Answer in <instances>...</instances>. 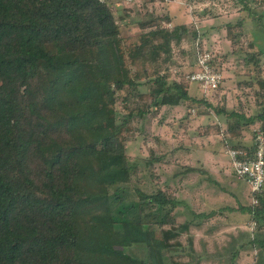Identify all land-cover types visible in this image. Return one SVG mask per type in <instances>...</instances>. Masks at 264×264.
Here are the masks:
<instances>
[{"label":"trees","instance_id":"trees-1","mask_svg":"<svg viewBox=\"0 0 264 264\" xmlns=\"http://www.w3.org/2000/svg\"><path fill=\"white\" fill-rule=\"evenodd\" d=\"M166 22L141 21L138 41L124 44L106 0H0V264H166L164 248L185 250L179 202L139 187L127 151L135 117L149 106L139 99L157 109L197 100L185 75L170 83L158 69L187 31ZM145 79L150 95L140 91ZM119 99L128 109L120 120ZM217 113L235 117L233 134L256 118L264 128V110ZM251 213L258 221L264 199ZM135 243L149 247V261L123 255Z\"/></svg>","mask_w":264,"mask_h":264},{"label":"rangeland","instance_id":"rangeland-1","mask_svg":"<svg viewBox=\"0 0 264 264\" xmlns=\"http://www.w3.org/2000/svg\"><path fill=\"white\" fill-rule=\"evenodd\" d=\"M106 1L116 14L124 44L138 41L137 35L143 31L141 21L171 17L170 11L177 17H171L165 26H186L182 40L172 42L171 59H162L158 65L170 83L194 70L198 43L215 54L216 67L224 77L220 88L209 94L193 85L191 98L197 100L183 101L177 107L157 109L152 99L145 98L136 102L149 105L135 117V130L129 132L132 137L127 142L128 155L139 165V187L148 192L166 191L179 202L173 211L176 226L189 223L179 237L185 250L180 253L164 248L165 263L242 264L241 255L250 254L258 264L259 258L264 259V213L258 221L253 218L250 186L234 173L227 152L231 146L253 145L255 129L262 123L257 118L242 123L233 134L228 124L235 117L229 120L217 109L247 118L264 110V0ZM141 85L140 91L152 94L149 80ZM134 105L130 101L129 109ZM116 112L119 120L128 114L120 99ZM150 158L154 159L151 166L145 161ZM206 168H222L230 176L218 185L199 182L207 178L199 175L200 169ZM146 228L160 234L157 226ZM122 251L123 255L150 260L145 243Z\"/></svg>","mask_w":264,"mask_h":264},{"label":"built area","instance_id":"built-area-1","mask_svg":"<svg viewBox=\"0 0 264 264\" xmlns=\"http://www.w3.org/2000/svg\"><path fill=\"white\" fill-rule=\"evenodd\" d=\"M105 1V0H104ZM196 65L185 78L196 84L204 93L216 91L223 83V74L216 67V56L208 50L197 49ZM253 149L229 147L228 156L234 173L246 180L250 186L251 205L256 206L264 199V128L254 133Z\"/></svg>","mask_w":264,"mask_h":264},{"label":"crops","instance_id":"crops-1","mask_svg":"<svg viewBox=\"0 0 264 264\" xmlns=\"http://www.w3.org/2000/svg\"><path fill=\"white\" fill-rule=\"evenodd\" d=\"M169 13L171 14V17H177L176 14H174L173 12L170 11ZM197 47L200 48V44L199 43H198V46ZM193 85H195V84H190L188 86V88H187L188 93H189L190 96L192 95L191 89H192ZM198 89L201 91V89L199 87H198ZM207 94H209V93H207ZM207 94H206V96H208ZM179 105H175V107H177ZM165 106H167V105H165ZM168 106H172V105H168ZM219 171L217 169H211V168L210 169H208V168H206V169H200V173H199L200 177H207V178L206 179L201 178L199 180V182H205L206 181V182H211L213 184H217L218 185L222 180H224V179H227L228 180V178H226V177L230 176V173H228V170H225V169H222L221 168V169H219ZM231 173H232V171H231ZM210 176H211V178H210ZM248 195H249V198L251 199V197H250L251 196L250 195V191H249ZM241 263L242 264H256L257 263V260L255 261L254 257L252 255H250V254L249 255H241ZM258 264H264V259H260L259 258Z\"/></svg>","mask_w":264,"mask_h":264}]
</instances>
